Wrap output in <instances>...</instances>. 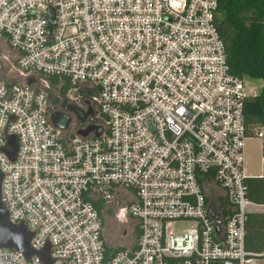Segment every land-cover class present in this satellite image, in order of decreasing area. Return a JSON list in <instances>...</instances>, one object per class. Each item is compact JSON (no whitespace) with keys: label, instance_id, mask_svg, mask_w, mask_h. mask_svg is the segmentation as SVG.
I'll list each match as a JSON object with an SVG mask.
<instances>
[{"label":"built area","instance_id":"built-area-1","mask_svg":"<svg viewBox=\"0 0 264 264\" xmlns=\"http://www.w3.org/2000/svg\"><path fill=\"white\" fill-rule=\"evenodd\" d=\"M222 1L0 0L2 201L47 258L0 264H264L244 173L262 87L231 72Z\"/></svg>","mask_w":264,"mask_h":264},{"label":"trees","instance_id":"trees-1","mask_svg":"<svg viewBox=\"0 0 264 264\" xmlns=\"http://www.w3.org/2000/svg\"><path fill=\"white\" fill-rule=\"evenodd\" d=\"M217 25L226 44L231 72L264 81V0H224L220 3ZM58 78H53L57 82ZM248 124L264 125V87L261 94L247 100ZM250 198L264 203V177H249ZM246 248L264 252V210H253L246 223Z\"/></svg>","mask_w":264,"mask_h":264},{"label":"water","instance_id":"water-1","mask_svg":"<svg viewBox=\"0 0 264 264\" xmlns=\"http://www.w3.org/2000/svg\"><path fill=\"white\" fill-rule=\"evenodd\" d=\"M61 112H55L52 116V120L56 125L58 124V119L61 116ZM67 117V121L65 125H60L63 128L67 127L71 121V116L65 114ZM83 121L85 118L82 119ZM93 130H96L95 126H89L86 129H80L79 133L83 136L89 135ZM99 134V133H97ZM9 144L12 147L10 149L9 155L12 159L15 158L17 150H18V142L17 137L15 135L10 136ZM2 180H3V173L0 169V247L4 248H13L20 250L26 254L27 257H31L34 254H39L44 260H46V253L44 252H37L32 249L31 247V239L34 236V232L28 230V228L24 224L15 225L10 221L9 212L5 208L3 201H2ZM212 215H214V211L211 210ZM216 222V228L218 233H222L224 229V223L221 219V216L217 215L214 216ZM124 221V220H123ZM127 231L119 233L121 236H125ZM48 264H51V261H48Z\"/></svg>","mask_w":264,"mask_h":264},{"label":"rangeland","instance_id":"rangeland-1","mask_svg":"<svg viewBox=\"0 0 264 264\" xmlns=\"http://www.w3.org/2000/svg\"><path fill=\"white\" fill-rule=\"evenodd\" d=\"M251 84H255L258 87H264V81L262 79H251ZM264 143L262 139L252 138L246 141L245 146V163L244 173L250 177H264ZM122 227V224L113 215L107 216L106 235L113 243H120L121 240L117 237V230ZM127 243L129 240L127 239Z\"/></svg>","mask_w":264,"mask_h":264}]
</instances>
